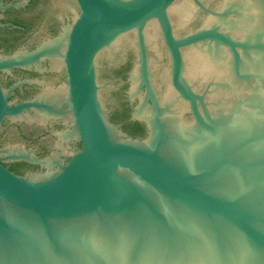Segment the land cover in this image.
I'll return each instance as SVG.
<instances>
[{"label": "water", "instance_id": "1", "mask_svg": "<svg viewBox=\"0 0 264 264\" xmlns=\"http://www.w3.org/2000/svg\"><path fill=\"white\" fill-rule=\"evenodd\" d=\"M75 2L59 36L0 61L56 53L67 73L48 103L0 81V127L60 119L61 148L81 143L0 149V264H264V0ZM127 47L144 137L109 117L104 61Z\"/></svg>", "mask_w": 264, "mask_h": 264}, {"label": "flooded vegetation", "instance_id": "2", "mask_svg": "<svg viewBox=\"0 0 264 264\" xmlns=\"http://www.w3.org/2000/svg\"><path fill=\"white\" fill-rule=\"evenodd\" d=\"M78 10L75 0H0V61L15 53L33 52L59 36ZM59 55L52 53L30 63L27 67L0 68V81L10 92L9 101L44 98L53 102L67 83V73ZM105 58V57H104ZM136 52L127 47L106 54L104 72L111 101L107 103L110 120L134 137H144V123L132 118L133 104L128 98V74ZM68 127L62 120L20 122L6 118L0 127V149L24 147L38 157L56 152L69 155L80 149L78 140L61 148L60 133ZM68 156L66 160H69ZM3 164L19 175L41 171L43 168L27 161L8 160Z\"/></svg>", "mask_w": 264, "mask_h": 264}]
</instances>
